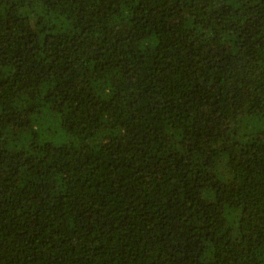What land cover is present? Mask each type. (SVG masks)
Here are the masks:
<instances>
[{"label":"trees","instance_id":"16d2710c","mask_svg":"<svg viewBox=\"0 0 264 264\" xmlns=\"http://www.w3.org/2000/svg\"><path fill=\"white\" fill-rule=\"evenodd\" d=\"M0 264H264V0H0Z\"/></svg>","mask_w":264,"mask_h":264}]
</instances>
